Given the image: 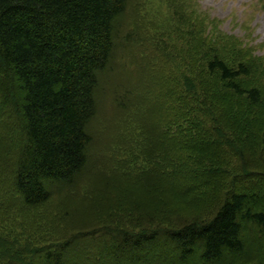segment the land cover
Here are the masks:
<instances>
[{"label":"trees","instance_id":"trees-1","mask_svg":"<svg viewBox=\"0 0 264 264\" xmlns=\"http://www.w3.org/2000/svg\"><path fill=\"white\" fill-rule=\"evenodd\" d=\"M126 11V0H0V128L8 142L0 140V264H69L65 252L71 264H233L248 227L264 234L261 160L249 168L237 128L240 121L252 134L250 147L264 133V118L255 122L264 93L254 84L264 78V57L175 11L177 30L196 39L190 59L138 34L158 62L139 58L128 83L113 75ZM111 102L116 143L97 139ZM223 111L234 118L228 135L217 123ZM110 151L126 198L92 211L76 199H92L91 164L111 177ZM55 198L68 210L49 215L53 230L63 214L81 227L45 244L39 233ZM90 245L107 248L100 255ZM153 247L158 254L145 260Z\"/></svg>","mask_w":264,"mask_h":264},{"label":"rangeland","instance_id":"rangeland-1","mask_svg":"<svg viewBox=\"0 0 264 264\" xmlns=\"http://www.w3.org/2000/svg\"><path fill=\"white\" fill-rule=\"evenodd\" d=\"M127 1V11L124 16L122 22L118 25V40L120 45L118 46V54L115 59L114 64V77L117 79H126L128 83H132L129 81V77H134L135 69L137 67V63L139 58H144L146 64L148 59H152L153 63L158 62L149 52V48L140 44L137 40V35L141 33L148 34L147 36V46H151L153 43H156L159 48H163L168 52H172L179 55L180 58L190 59L191 56V47L193 44V40L190 39L187 33L183 30H177L180 26L179 17L174 15V12L178 11L186 17V22H190L192 25L196 24L200 26L202 29L206 28V32L210 29L216 30L221 35H225L228 38L235 39L239 43L242 44L243 48H251L253 54L256 57H264V0H126ZM116 29V31H117ZM151 38V39H148ZM190 43V47L189 44ZM219 43V42H217ZM223 44V43H221ZM219 44V45H221ZM218 45V46H219ZM145 47V48H144ZM150 56V57H148ZM158 58L162 57V54L157 52ZM142 65V62L141 64ZM200 68V67H199ZM167 73L169 74L172 70V65L166 67ZM254 78V77H253ZM215 79H209L206 82V85L203 90L207 91L212 88V84L215 82ZM254 84L259 86L264 93V78L263 80H258ZM102 90L105 86V82L101 83ZM111 97V96H110ZM225 100L224 97H222ZM264 103V102H263ZM240 106L244 105L243 102L237 103ZM238 106V107H240ZM110 117H108L107 121L102 125L105 127L104 130L99 128L97 133V139H103L105 142L109 141V138L115 139L116 143V130L114 128L113 121L116 117V110L111 102V107L107 108ZM247 108L242 109L241 111H247ZM262 110L264 111V105L262 106ZM232 112H235V108L231 109ZM264 113V112H263ZM217 115V123L218 126L224 130L227 134V128L234 127L233 122L231 121L234 118L229 119L230 117L224 114V111L216 113ZM10 123L9 126L11 128L14 127L15 121L12 120L13 115L10 114ZM239 116H237L238 118ZM241 118V117H240ZM239 118V119H240ZM264 114L259 116L255 120L257 126L260 124V121L263 120ZM239 119L237 121H239ZM2 122V121H1ZM242 134L238 135V142L241 147H244L246 152L249 151V161L251 162L250 169H254L253 162L256 159H260L261 162L258 168V172L264 173V133L262 134L260 141L253 144L251 147L246 145L249 141V137L252 135L250 132L247 135L245 132V128L241 125L240 121L238 122ZM118 126V124H117ZM254 131V128H253ZM13 132V131H12ZM224 133L225 137L227 135ZM0 140L5 141V137L2 135V131L0 128ZM249 136V137H248ZM253 141V140H252ZM254 142V141H253ZM2 143V142H1ZM7 141L4 142V145H7ZM19 147L21 145H18ZM255 147V148H254ZM239 148V147H238ZM19 148L13 147L14 153L18 154ZM114 149V147H113ZM244 150V149H243ZM115 151V149L113 150ZM110 151L109 156L106 158L112 163H109V172L110 176H108V172H103L98 169H94L95 166L92 164L88 167V172L92 171L91 174L94 175V178H91V191L86 192V195L91 196V198H86L80 195L76 200L81 202V205H87L89 209L95 211V208L90 207V205L94 204L98 206V210L106 208L107 206L113 205L114 208L119 201L124 200L123 193L120 194V190L116 188L115 184H117L116 176L117 173L114 169V160L118 157L115 152ZM13 153V154H14ZM12 155V154H11ZM116 158H115V156ZM128 151L124 150V158L129 157ZM246 156V154H245ZM262 156V157H261ZM236 162L239 165L238 160ZM12 162H10L11 165ZM254 166V167H253ZM217 181V180H216ZM219 184L223 183V179H218ZM121 188V185L118 183V188ZM107 188H110L107 191ZM264 192V191H263ZM111 197V200L105 202V199ZM208 198L210 196L208 195ZM205 199V198H204ZM203 199V200H204ZM202 200V201H203ZM201 202V201H200ZM58 199H54L52 202V208L48 209L45 213L46 219L43 220V228L41 229L39 235L44 237L45 244L54 243L58 244L61 242L57 238L55 234H63L70 235L75 232H78L81 225L73 224L72 220L69 217H64V214L59 218L55 219V222L60 221V225L54 227L52 225V220L49 218V215H56L67 213L68 209L65 208V205L62 203L58 205ZM127 204V203H126ZM218 205V204H216ZM101 207V208H100ZM83 210L84 206L82 207ZM71 209V208H69ZM205 209V208H203ZM261 210V209H260ZM212 215H214L215 210H210ZM261 211H264L262 208ZM87 214L89 212H86ZM210 213V212H209ZM208 213V214H209ZM43 216V217H45ZM87 216V215H86ZM88 218V217H87ZM51 224V226H49ZM250 229L249 233H245L242 235V242L245 246L242 254L235 256V258H239L240 261H235V264H264V234L261 233L258 229L253 227H248ZM252 230V231H251ZM75 231V232H74ZM73 232V233H69ZM36 235V234H35ZM160 245V243H158ZM102 247V248H101ZM89 248L100 249L96 250L98 254L102 255L105 253L104 249L107 247L104 246H89ZM153 248H147L142 253V256L145 260H153L154 256L158 253ZM93 251V250H92ZM102 254H101V253ZM67 258L69 264L72 263L74 257H72L71 252H65L64 254ZM78 257V256H75ZM229 259H225L224 263H227ZM197 264V263H195Z\"/></svg>","mask_w":264,"mask_h":264}]
</instances>
